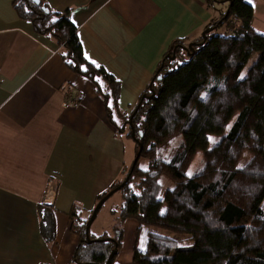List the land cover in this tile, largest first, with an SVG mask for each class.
I'll list each match as a JSON object with an SVG mask.
<instances>
[{
  "label": "trees",
  "instance_id": "obj_1",
  "mask_svg": "<svg viewBox=\"0 0 264 264\" xmlns=\"http://www.w3.org/2000/svg\"><path fill=\"white\" fill-rule=\"evenodd\" d=\"M223 1L226 12L204 35L188 45L173 42L125 115L117 102L120 83L84 58L69 11L53 12L45 0H13L18 16L30 21L36 34L61 45L65 65L94 84L116 132L127 130L136 143L134 167L96 202L118 187L121 205L112 211L116 226L121 228L127 218L137 222L133 264H264V35L251 27L252 8L244 0ZM53 16L58 17L55 24L50 23ZM198 152L202 165L189 179L185 172ZM139 158L147 162L148 172L138 168ZM241 164L244 168L238 169ZM162 176L173 186L160 196L162 185L156 182ZM219 200L222 206L213 216ZM46 210L39 212L40 228L51 240L53 220ZM91 213L76 215L70 226L78 237L71 264H111L121 246L120 228L118 236H91ZM184 241L191 246L178 247Z\"/></svg>",
  "mask_w": 264,
  "mask_h": 264
},
{
  "label": "crops",
  "instance_id": "obj_2",
  "mask_svg": "<svg viewBox=\"0 0 264 264\" xmlns=\"http://www.w3.org/2000/svg\"><path fill=\"white\" fill-rule=\"evenodd\" d=\"M244 2L252 8L251 27L264 35V0ZM45 3L69 11L84 58L120 83L125 115L173 42H194L226 11L220 0ZM61 50L18 16L13 0H0V264H71L78 243L73 219L87 217L129 169L125 143L94 84L65 65ZM43 207L53 220L51 240L41 234ZM121 229L111 264H133L137 222L127 218Z\"/></svg>",
  "mask_w": 264,
  "mask_h": 264
},
{
  "label": "rangeland",
  "instance_id": "obj_3",
  "mask_svg": "<svg viewBox=\"0 0 264 264\" xmlns=\"http://www.w3.org/2000/svg\"><path fill=\"white\" fill-rule=\"evenodd\" d=\"M222 1L223 0H220V2H222ZM223 5L226 6V10H227V3H224ZM217 7H219V12H220V8L222 7V4H220V6H217ZM221 16L219 17V19L221 18ZM219 31H222V29H220ZM253 58H255V57H253ZM253 58L248 62L244 71L242 72V74H245V71H246L247 67L249 66V64L251 63V61L253 60ZM121 136H122V139L125 143L126 153L129 154L128 155L129 161H127L126 165L128 166V168H130V166L132 165V163L136 159V155H137L136 154V143L131 137H128L127 130L125 132L121 133ZM243 161H245L244 158L241 160V162H243ZM201 165H202V156H201V152H198L197 155L195 156L192 164L187 169V171H191L192 173H194L195 170H197L198 168L201 167ZM137 166L139 169H143V168L147 167V162L143 158H139L137 161ZM159 181L162 182L161 183L162 190L160 192L161 193L160 196H162V193L164 192V190H166L167 188H171L173 186V182L168 177H165V176L160 177ZM121 200L122 199H121L120 192L116 191L107 200H105L104 203L101 204L99 210L96 213V216H95L96 219L94 217V219H93L94 221H93V223L91 222V225L89 227V231H90L91 235L96 234L97 230H101V232L103 234L108 233V234H112V236H118L119 235V233H120L119 228L120 227L116 226L117 223L115 222V218H114L115 216L112 214V211L120 208ZM222 203H223V201H220V200L215 203L214 207L211 210V215L216 216L219 213L220 208L222 206ZM93 210H92V212H93ZM91 215H92V213H91ZM120 230H121V234H122V229L120 228ZM139 233H140L139 238H140V247H141V238L142 237L144 238V236H143L144 231L142 230ZM109 236H111V235H109ZM176 238L181 239L182 237H180L178 235V237H176ZM121 240H122V235H121ZM185 245H189V244L186 241L178 242V247H185Z\"/></svg>",
  "mask_w": 264,
  "mask_h": 264
},
{
  "label": "snow or ice",
  "instance_id": "obj_4",
  "mask_svg": "<svg viewBox=\"0 0 264 264\" xmlns=\"http://www.w3.org/2000/svg\"><path fill=\"white\" fill-rule=\"evenodd\" d=\"M248 2H249V3H252V0H248ZM25 11H28V9L26 8ZM45 11H47V9H45ZM57 19H58V17L53 16V17L51 18V20H50V23H51V24H55V23L57 22ZM72 23H73V24L75 23V20H74V19L72 20ZM85 59L89 60V63H90L91 65L96 66V67H99V65H97L96 62H95L94 60H91L89 57H87L86 54H85ZM180 62L183 63L184 61L181 60ZM68 63H69V64H73L74 62L71 61V60H69ZM78 67H79V69H80L81 72H84V73H87V72H88V68H87V67H84L83 65H79ZM243 78H244V74H241V76L238 77V79H243ZM94 79H95V81H96L97 86L100 88L101 91H103L104 88H105V85H104L103 81L101 80V78H100L99 76H96V77H94ZM221 87H222V85H221ZM204 95H206V94H204ZM202 98H204L203 95H202ZM109 107H111V104H109ZM113 120H114L116 123H120L119 119H118L116 116H113ZM226 127L230 129V128H231V125H228V126H226ZM207 140H208L210 143H212V142H213V137L209 136V137H207ZM210 150H211V149H210ZM168 163H171V162L169 161ZM237 168H238V169H243V168H244V165H243V164L238 165ZM142 170L145 171V172H148V169H147L146 167L143 168ZM185 175H186L189 179H191L192 176H193V173H192L191 171H187V172H185ZM156 183H157V184H160V183H162V182L157 181ZM128 187H129V189H134V186L131 185V184H129ZM140 195H141V193H140L139 191H136V192H135V196H136V197H140ZM156 199H158V200H162V197L157 196ZM165 211H166L165 209H161V215H163V214L165 213ZM261 219H264V217H261ZM249 228H250V226H249ZM185 246L190 247L191 245H185ZM144 250L146 251V249H144Z\"/></svg>",
  "mask_w": 264,
  "mask_h": 264
},
{
  "label": "water",
  "instance_id": "obj_5",
  "mask_svg": "<svg viewBox=\"0 0 264 264\" xmlns=\"http://www.w3.org/2000/svg\"><path fill=\"white\" fill-rule=\"evenodd\" d=\"M32 1H34L35 3L38 2V0H32ZM202 35H204V32L202 33ZM173 58H174V56H171V59H173ZM132 136H133V135H132ZM137 157H138V154L136 155V159H137ZM136 159H135L134 162L132 163V165H131V169L134 167V165H135V163H136ZM117 190H118V187L114 188L112 191H110L107 195H105V196H104V197L98 202V204L96 205V207L94 208V210H93V212H92V215H91V217H90L89 223H91V222L93 221L94 216H95V214H96V211H97L98 207H99L102 203H104V201L107 200L108 197H110V196L113 194V192H115V191H117ZM87 231H88V228H86V233H87ZM87 238H88V237H87Z\"/></svg>",
  "mask_w": 264,
  "mask_h": 264
}]
</instances>
